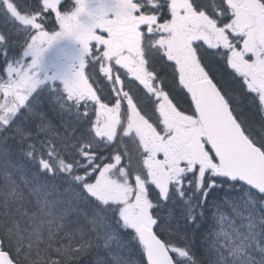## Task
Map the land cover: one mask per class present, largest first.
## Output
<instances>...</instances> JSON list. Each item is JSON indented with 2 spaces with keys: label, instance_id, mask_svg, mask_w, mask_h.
I'll return each instance as SVG.
<instances>
[{
  "label": "snow or ice",
  "instance_id": "snow-or-ice-1",
  "mask_svg": "<svg viewBox=\"0 0 264 264\" xmlns=\"http://www.w3.org/2000/svg\"><path fill=\"white\" fill-rule=\"evenodd\" d=\"M0 264H264V0H0Z\"/></svg>",
  "mask_w": 264,
  "mask_h": 264
},
{
  "label": "flooded vegetation",
  "instance_id": "flooded-vegetation-1",
  "mask_svg": "<svg viewBox=\"0 0 264 264\" xmlns=\"http://www.w3.org/2000/svg\"><path fill=\"white\" fill-rule=\"evenodd\" d=\"M57 47L63 48L62 46H57ZM56 52H57V48H54L49 53H47V58H52V59L55 60V58H56Z\"/></svg>",
  "mask_w": 264,
  "mask_h": 264
},
{
  "label": "rangeland",
  "instance_id": "rangeland-1",
  "mask_svg": "<svg viewBox=\"0 0 264 264\" xmlns=\"http://www.w3.org/2000/svg\"><path fill=\"white\" fill-rule=\"evenodd\" d=\"M59 46L65 47L66 45L61 44V45H59ZM53 61H54V59H52V58H45V65L48 66V65H50Z\"/></svg>",
  "mask_w": 264,
  "mask_h": 264
}]
</instances>
